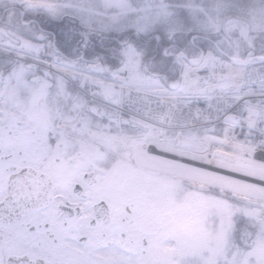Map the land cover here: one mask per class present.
<instances>
[{
  "label": "snow or ice",
  "instance_id": "obj_1",
  "mask_svg": "<svg viewBox=\"0 0 264 264\" xmlns=\"http://www.w3.org/2000/svg\"><path fill=\"white\" fill-rule=\"evenodd\" d=\"M0 264H264V0H0Z\"/></svg>",
  "mask_w": 264,
  "mask_h": 264
}]
</instances>
